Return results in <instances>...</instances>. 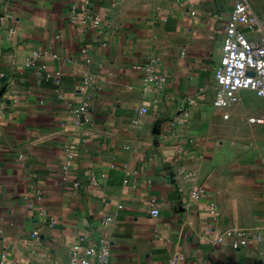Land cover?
I'll return each mask as SVG.
<instances>
[{"label":"crops","instance_id":"crops-1","mask_svg":"<svg viewBox=\"0 0 264 264\" xmlns=\"http://www.w3.org/2000/svg\"><path fill=\"white\" fill-rule=\"evenodd\" d=\"M248 1L264 28V0ZM231 9L0 0V264H75L77 244L108 245L115 264H264V122L250 120L264 119V98L214 105ZM148 63L159 87L146 86ZM88 75L92 120L80 125ZM230 229L254 238L213 244Z\"/></svg>","mask_w":264,"mask_h":264},{"label":"built area","instance_id":"built-area-1","mask_svg":"<svg viewBox=\"0 0 264 264\" xmlns=\"http://www.w3.org/2000/svg\"><path fill=\"white\" fill-rule=\"evenodd\" d=\"M232 9L229 12L228 19L225 24V34L223 37L222 56L218 66L215 69L216 92L214 105L218 108H227L232 103L239 101L241 91H251L258 97L264 98V28L259 19L254 15L248 0H230ZM11 13H7L5 17H10ZM85 19H91L93 26L99 27L101 20L99 16L92 17L84 14ZM253 33V35H250ZM38 54L35 53L26 61L27 67L36 64ZM88 63L92 62V58L86 59ZM145 73V83L147 88H156L166 82V77L159 73L153 63H148L143 67H139ZM49 76V75H48ZM58 86V94L61 96L60 88L61 77H54ZM91 76H86L84 83L80 87L79 92L85 93L84 101L74 109L78 114L77 124L89 125L91 123L90 108L92 105L91 94ZM146 111L142 109L141 112ZM185 116L189 112L184 113ZM227 118L228 115L226 114ZM254 123H263V118H251ZM183 123V121H180ZM186 148L181 145L179 153L185 157L187 155ZM183 157V158H184ZM93 183L98 185V181ZM76 186H80V182H76ZM199 191L193 193L197 196ZM211 212L218 213L215 203L211 204ZM160 211L158 203L152 201L151 214L154 217L159 215ZM38 234V232H35ZM254 235L246 230L230 229L221 235H218L213 244H223L230 241L234 249H240L249 244ZM72 261L75 264H115L110 248L108 245H92L81 251V245L74 246Z\"/></svg>","mask_w":264,"mask_h":264}]
</instances>
